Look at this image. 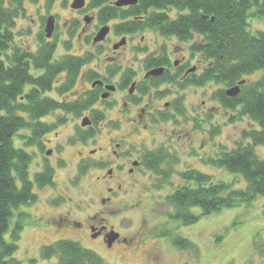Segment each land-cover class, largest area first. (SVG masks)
<instances>
[{"label": "rangeland", "instance_id": "rangeland-1", "mask_svg": "<svg viewBox=\"0 0 264 264\" xmlns=\"http://www.w3.org/2000/svg\"><path fill=\"white\" fill-rule=\"evenodd\" d=\"M72 2L65 4L59 0L49 8L47 0H41L37 5L26 2V17L17 20L14 31L16 44L27 52L36 53L41 35L47 40L45 28L52 16L55 30L47 41L56 42L54 61L66 55L84 57L92 54L95 57L84 68L85 76L93 71L105 77L118 68L122 74L109 82L117 86V91L106 100L108 104L99 102L95 106L105 114V121L95 127L98 133L94 139L82 143L77 138L81 130H88L89 127H81V122L84 117H91L90 112L75 116L58 111L44 119L45 123L56 125V129L42 140L44 149L38 146L26 148L33 156L31 180L48 161L55 169V186L42 190L35 188L38 203L15 212L12 228L20 214L26 215L15 258L23 264H30L32 260L36 264H55L56 260L42 259V248L69 240L95 252L108 264H264L261 251L264 247V197H257L251 205L224 209L201 218L188 227L170 220L174 208L166 201L185 185L178 173L187 170L209 175L214 183H228L234 189L245 190L244 179L206 163L225 151L235 150L239 143L248 144L243 135L258 130V126L248 117L241 116L239 108L227 110L214 100L213 94L229 89L214 83L184 90L176 84H165L159 88L167 93L164 97L158 98L157 92L152 91L149 96L142 97L140 104L133 105L131 96L141 98L137 90L129 95L131 84L126 90H120L118 86L127 71L135 73V83H141L147 74V58L160 57L165 52L171 63L189 64L199 74L207 66L206 62L200 55L192 58L191 43L181 44L176 38H163L151 30L125 37L129 38L126 45L114 50L113 46L122 40L113 31L119 21L108 25L111 32L105 42L93 45V39L104 27L97 21V10L89 9L92 0H86L85 9L79 11L71 8ZM170 15L175 19L177 13L173 11ZM86 17L93 19L88 26L84 22ZM248 23L251 34L264 32V20L250 18ZM168 71L174 74V68H168ZM90 87L91 83L83 79L66 97L59 96L55 90L47 96L73 102ZM177 102L182 115L173 108ZM165 114L170 117L166 121L163 119ZM25 135L30 133H19L16 147H24L20 136ZM115 144L121 145L118 150L120 160L112 153L111 146ZM161 146L170 154L169 161L162 167L170 176L168 179L157 177L142 167L128 179H107L108 170L114 166L141 160L145 151L153 152ZM99 148L103 151L91 154ZM48 150H52L50 157L46 156ZM80 153L85 156L82 158ZM256 153L264 160V147L257 148ZM81 162L91 166L100 164L105 168L91 169L81 176ZM119 184L122 191L112 193V201L104 207L101 199L105 187L117 190ZM102 210L106 212L100 216L107 223L104 222L113 226L128 242L109 248L103 239L90 235L85 222ZM194 213L199 214L196 210ZM77 223L83 226L79 227ZM179 240H189L193 245L181 249L176 246Z\"/></svg>", "mask_w": 264, "mask_h": 264}, {"label": "trees", "instance_id": "trees-1", "mask_svg": "<svg viewBox=\"0 0 264 264\" xmlns=\"http://www.w3.org/2000/svg\"><path fill=\"white\" fill-rule=\"evenodd\" d=\"M40 1L0 0V264H23L15 254L26 215L20 214L12 228L15 212L38 203L35 188L42 190L55 186V169L48 161L31 180L33 156L26 148L38 146L43 150L42 140L56 129V125L45 123L44 119L58 111L75 116L90 112L93 127L81 130L77 135L82 143L94 139L98 133L95 127L105 121V114L95 108L99 102L108 104L100 99L104 92L100 87L87 91L73 102L57 101L47 94L55 90L59 96L66 97L83 79L91 84L98 80L109 84L121 71L115 69L105 77L91 71L85 76L84 68L95 56L66 55L54 61L56 42L45 40L44 35L39 39L36 53L27 52L16 44L14 31L17 20L26 17V2L37 5ZM56 1L47 0L48 8ZM61 1L67 4L71 0ZM117 1L92 0L89 9L97 10L100 25L119 21L113 26L118 37L151 30L163 38H176L181 44L191 43L192 58L200 55L207 65L201 74L185 76L189 64L174 68L165 52L160 57L148 58L145 62L147 70L163 67L166 71L140 83L137 92L141 98L131 96L133 105L140 104L142 97L152 91L157 92L158 98L164 97L167 93L159 88L165 84H176L184 90L214 83L230 89L245 81L237 98L228 97L222 90L213 94V99L227 110L239 108L241 116L248 117L258 126V130L243 135L248 144L239 143L235 150L225 151L206 163L241 177L247 188L234 189L232 184L214 183L211 176L197 170L179 172L185 185L166 198L174 208L170 220L188 227L201 218L224 209L248 206L257 197H264V160L256 153L257 148L264 147V32L251 34L248 23L250 18L264 20V0H140L137 6L125 9L115 7ZM173 11L177 13L175 19L170 15ZM168 68H174V74ZM134 77L133 72H125L118 88L128 89ZM173 108L182 115L178 102ZM169 118L163 115L165 121ZM22 131H28L31 136H20L24 147L19 148L16 138ZM169 158L170 154L163 146L153 152L145 151L140 160L141 167L168 179L170 176L162 167ZM79 166L81 176L91 169L105 168L86 162ZM192 245L189 240L176 243L181 249ZM261 251L264 253V247ZM41 257L44 261L56 260L55 264H108L95 252L69 240L44 246ZM30 264H36V261L32 260Z\"/></svg>", "mask_w": 264, "mask_h": 264}, {"label": "flooded vegetation", "instance_id": "flooded-vegetation-1", "mask_svg": "<svg viewBox=\"0 0 264 264\" xmlns=\"http://www.w3.org/2000/svg\"><path fill=\"white\" fill-rule=\"evenodd\" d=\"M85 2H86V0H85ZM125 37H131V36H124V37H122V39H126V40L129 39V38H125ZM156 57L157 56H154V58H156ZM149 58H151V57H149ZM146 60H145V62H146ZM169 60H170V57H169ZM159 69H161V68L147 70V74L145 75V77H144L143 81L141 82V84L144 83V82H147L149 78L153 77L152 75L150 76L148 74L149 72L154 71V70H159ZM119 74L121 75L122 73H119ZM159 76H161V75H159ZM105 85H107V84H105ZM132 85H135L133 93H131ZM139 85H140V83L139 84L135 83V77H134L132 82H131V88L129 89V95H133L135 90H137ZM102 90H104V89L102 88ZM115 91H117V90H115ZM120 148H121L120 144H115V146H111V149H113L112 150L113 156L116 158V160H118V159L120 160V156H119V153H118V150ZM100 151H103V149L99 148L96 152H100ZM80 155L82 156V158L85 156L83 153H80ZM135 162L136 161L133 160L132 162L130 161V162L121 164L120 166H118V165L114 166V168L108 170L109 172L107 174V176H108L107 179L113 181L115 179V177L116 178H120V179L123 178V180H125L126 178L128 179V176H130V177L132 176L133 177L135 172H136V170L140 168V164H141V162L139 161L140 162L139 165L138 166H134L133 163H135ZM129 164H131V167H128ZM117 184H118V181H117ZM117 191H122V185L119 184L117 186V190L115 189V187H112V188L105 187V189L103 191V196H102V199H101V204L104 207H106V204H109L112 201L111 194L115 193ZM101 212L102 213L90 216L88 218L87 222H85V223L87 225V228L89 230L90 235L93 238H98V239L101 238L107 243L108 241H110V238L113 237L115 235V233H117V232L114 230L113 226L106 224L107 222H106L105 219H103V217H100L101 215L106 213L104 210H102ZM77 226L81 227L83 225H82V223H79V224L77 223ZM128 241L129 240L127 238H125L122 235H120V237L117 238V240L112 244L111 248H113L118 243L128 242Z\"/></svg>", "mask_w": 264, "mask_h": 264}, {"label": "water", "instance_id": "water-1", "mask_svg": "<svg viewBox=\"0 0 264 264\" xmlns=\"http://www.w3.org/2000/svg\"><path fill=\"white\" fill-rule=\"evenodd\" d=\"M139 0H119L116 3V6L119 8H123V7H129V6H135L138 4ZM85 6V0H75L74 3L72 4V9L74 10H81L82 8H84ZM54 21L55 19L53 17H51L48 22H47V27H46V37L47 38H51L52 34L54 32ZM87 24L90 23V19H86L85 20ZM110 29L108 27L103 28L100 30V32L97 34V36L94 39V44L103 42L105 40V38L107 37V35L109 34ZM126 44V40L123 39V41L121 43H119L118 45L114 46V49L117 50L119 49L121 46ZM195 69L192 70V72H194ZM163 73V70H157V71H152L149 75H153V76H158L161 75ZM244 82H241L240 85L236 86L235 88H232L230 90L227 91V95L230 97H236L239 92H240V86L243 84ZM97 85H103L102 82H95L93 84V87L97 86ZM134 87L135 85H132V89H131V93H133L134 91ZM106 90L107 92L105 94L102 95V99H108L110 96V93L115 92L116 88L114 86H106ZM91 125V121L89 118H84L83 122H82V126L86 127V126H90ZM94 153V152H93ZM52 152L48 151L47 152V156H51ZM134 166H137V163H134ZM119 237L118 234H115L113 237L110 238V241L108 242L109 246H112V243L115 242L117 240V238Z\"/></svg>", "mask_w": 264, "mask_h": 264}]
</instances>
